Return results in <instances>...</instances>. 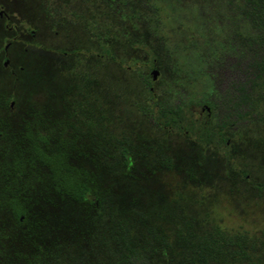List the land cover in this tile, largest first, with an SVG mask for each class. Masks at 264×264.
Listing matches in <instances>:
<instances>
[{
  "label": "rangeland",
  "instance_id": "1",
  "mask_svg": "<svg viewBox=\"0 0 264 264\" xmlns=\"http://www.w3.org/2000/svg\"><path fill=\"white\" fill-rule=\"evenodd\" d=\"M234 6L0 0V264L36 246L59 247L57 264H108L117 223L141 241L162 235L174 258L217 227L264 241V114L228 130L227 145L203 147L139 110L150 98L137 75L152 77L149 49L157 101L191 100L195 115L214 123L219 96L210 63L229 51L234 31L249 32ZM41 138L49 149L67 140L72 162L93 178L92 202L56 192L47 168L28 164L31 141ZM10 196L24 206L25 222L11 213Z\"/></svg>",
  "mask_w": 264,
  "mask_h": 264
},
{
  "label": "trees",
  "instance_id": "2",
  "mask_svg": "<svg viewBox=\"0 0 264 264\" xmlns=\"http://www.w3.org/2000/svg\"><path fill=\"white\" fill-rule=\"evenodd\" d=\"M240 19L247 23L249 32L234 31L226 41L228 52L214 56L210 63V75L219 98L214 102L216 120L213 124L203 116H196L191 100H175L159 103L152 90V77L138 72L142 85L150 92L147 105L139 106L140 112L158 128L174 130L192 136L203 147L227 145L228 130L245 125L264 114V0H233ZM146 45V44H144ZM146 47V46H145ZM102 53L112 60L116 57L110 47L101 45ZM148 49V48H145ZM148 65L153 69V56L148 49ZM31 141L28 164L39 162L47 168L56 192L78 202H92L93 178L77 167L67 151V140L59 141L55 148H45ZM128 150L122 148L120 157L129 165ZM17 174L23 166L17 160ZM97 203V199L94 200ZM18 223L25 222L27 212L17 198L6 200ZM111 228L113 246L108 250V264H264V241L250 237L245 232H222L219 227L213 234L196 236L189 240L188 248L175 254L167 252L166 239L149 234L144 241L131 234L123 223ZM0 256L6 253L0 248ZM63 252L59 247L22 252L15 250L14 264H57Z\"/></svg>",
  "mask_w": 264,
  "mask_h": 264
},
{
  "label": "water",
  "instance_id": "3",
  "mask_svg": "<svg viewBox=\"0 0 264 264\" xmlns=\"http://www.w3.org/2000/svg\"><path fill=\"white\" fill-rule=\"evenodd\" d=\"M3 14H4V11H3V10H0V15H3ZM7 63H8V60H6V61L4 62V65H7ZM157 74H158V70H157L156 68H153V69L151 70L152 79H155L156 76H157ZM11 105H12V104H11ZM205 108L208 110V107H207V106H205Z\"/></svg>",
  "mask_w": 264,
  "mask_h": 264
},
{
  "label": "flooded vegetation",
  "instance_id": "4",
  "mask_svg": "<svg viewBox=\"0 0 264 264\" xmlns=\"http://www.w3.org/2000/svg\"><path fill=\"white\" fill-rule=\"evenodd\" d=\"M203 108L200 109V111L202 110Z\"/></svg>",
  "mask_w": 264,
  "mask_h": 264
}]
</instances>
